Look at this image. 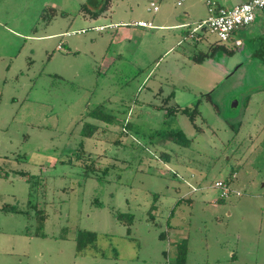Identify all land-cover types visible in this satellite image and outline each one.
Masks as SVG:
<instances>
[{
	"label": "rangeland",
	"instance_id": "1",
	"mask_svg": "<svg viewBox=\"0 0 264 264\" xmlns=\"http://www.w3.org/2000/svg\"><path fill=\"white\" fill-rule=\"evenodd\" d=\"M96 1L0 0V264H264V18L236 47L190 38L208 0Z\"/></svg>",
	"mask_w": 264,
	"mask_h": 264
},
{
	"label": "built area",
	"instance_id": "2",
	"mask_svg": "<svg viewBox=\"0 0 264 264\" xmlns=\"http://www.w3.org/2000/svg\"><path fill=\"white\" fill-rule=\"evenodd\" d=\"M182 1L179 0V6ZM149 10L157 13L160 9L156 3L152 2ZM263 10L264 0H248L232 5H229L226 0H208L209 17L196 24L190 33V38L196 37L201 31L208 30L216 35L222 44H234L236 47H240L244 45L240 33L252 26ZM136 25L142 28H154L151 22L139 21ZM187 26L189 24L183 25V27ZM61 48L59 46V49ZM215 187L220 190V198L215 203L219 200H227L232 196L239 197L241 195L223 180L217 181Z\"/></svg>",
	"mask_w": 264,
	"mask_h": 264
},
{
	"label": "trees",
	"instance_id": "3",
	"mask_svg": "<svg viewBox=\"0 0 264 264\" xmlns=\"http://www.w3.org/2000/svg\"><path fill=\"white\" fill-rule=\"evenodd\" d=\"M261 18H264V10L259 13L255 22H257V20L261 19ZM242 32H244V31H242ZM240 35H241V33H240ZM220 48L223 49L225 52H227L229 55L234 53L233 51H228L227 49H225L224 46H220ZM261 50L264 51V46L262 47ZM204 59H205V57L197 59V63L198 64L203 63L205 61ZM173 111L176 113L180 112L183 115L187 116L190 119V121L197 127L196 118H197V115H199L197 106H195V108H190V107L180 108V107H178V108H174ZM86 131H87V126L85 125L83 132L85 133ZM93 131H95V130H93ZM93 131H92V133H93ZM86 135L91 136V133L88 132V133H86ZM164 138H165L166 142L178 144V145L183 146V147H189L191 145V142H192L182 130L168 132L164 135ZM106 173H107V171H106ZM21 175L24 176L25 174L21 173ZM220 201H224V200H220ZM2 211H4L5 213H11V214L20 213L18 210H16L15 207H12V206L11 207L4 206L2 208ZM39 213H42V212H39ZM40 218H41V226H42L44 223L45 217L41 215ZM117 218L120 221L128 222L129 225H132V223L134 222V217L130 216V215L121 214V215H117ZM129 231H130V229H129ZM81 234H84V235L83 236L80 235L78 238L80 249L83 247H87L89 245H93L96 242L97 235L95 233L81 232ZM160 237L163 239L164 234L160 235ZM187 245L188 244L186 241L179 242V244L177 245V259H176L175 264H186V258H187V254H188V246Z\"/></svg>",
	"mask_w": 264,
	"mask_h": 264
},
{
	"label": "crops",
	"instance_id": "4",
	"mask_svg": "<svg viewBox=\"0 0 264 264\" xmlns=\"http://www.w3.org/2000/svg\"><path fill=\"white\" fill-rule=\"evenodd\" d=\"M96 2H101V0H97ZM52 6H56L55 4H52ZM86 6V5H85ZM102 6H100L99 5V8H101ZM87 8V7H86ZM103 8V7H102ZM101 8V9H102ZM9 8H8V6L7 5H3V7L2 6H0V37H2L3 35H5V37H7L8 35L9 36H11L12 38H17V39H22L23 37H22V33H20L19 31H16L15 29H13V27H10V25H12V22L14 21V19H13V16L12 15H10V14H8V13H6V11L8 10ZM83 9H85V7L84 8H82L81 10H80V12H79V15H82L83 17H84V19H87L88 20V18H87V15H86V12H85V10H83ZM3 14H6V16H3ZM100 14H103V12H101ZM100 14H98V13H96V14H94L93 16L94 17H99L100 16ZM55 18V17H54ZM76 18L77 17H75V20H76ZM123 25H125V24H123ZM183 25H185V24H183ZM183 25L182 26H180V27H182L183 28ZM256 25V22L253 24V26H255ZM102 28H104V27H101L100 29H102ZM142 28V27H141ZM147 29H150V28H147ZM245 31V30H244ZM119 33H121V34H126V32L122 29ZM65 34V33H64ZM69 33H67V34H65V35H68ZM62 35V34H61ZM60 35L59 34H53V35H48V36H45V37H47V38H49V39H54V38H57V37H59ZM44 37V38H45ZM192 39H195V40H197V41H199V40H201L200 39V37L199 36H196V37H194V38H192ZM1 40H2V38H0V45H1ZM62 49V48H61ZM20 54V53H19ZM19 54L18 55H16L17 57L16 58H18V56H19ZM1 57H3L4 59H8V58H12V60L13 59H16L15 57H14V55H11V54H8V53H6V52H4V53H2V50L0 49V58ZM204 63V62H203ZM200 64V63H199ZM202 64V63H201ZM173 95H175V94H173ZM233 177H236V175H234ZM216 200H218V199H216ZM215 200V201H216ZM213 204H214V206H217L218 205V203H215V202H213ZM176 228H174V231H172V232H174V234L173 235H175V236H177V234H175L176 232V230H175ZM171 232V233H172ZM184 237L183 236H181V237H179V240H182ZM176 243H177V241H176ZM16 251V249L14 248L13 249V251ZM234 258V257H233Z\"/></svg>",
	"mask_w": 264,
	"mask_h": 264
}]
</instances>
